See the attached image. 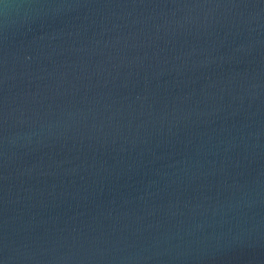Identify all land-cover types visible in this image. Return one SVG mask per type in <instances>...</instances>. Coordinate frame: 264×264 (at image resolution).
<instances>
[{"label":"water","instance_id":"95a60500","mask_svg":"<svg viewBox=\"0 0 264 264\" xmlns=\"http://www.w3.org/2000/svg\"><path fill=\"white\" fill-rule=\"evenodd\" d=\"M0 264H264V0H0Z\"/></svg>","mask_w":264,"mask_h":264}]
</instances>
